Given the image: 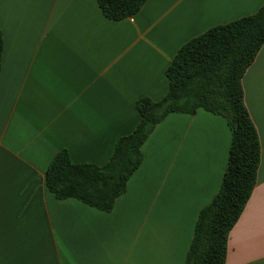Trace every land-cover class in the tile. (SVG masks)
<instances>
[{
  "label": "crops",
  "instance_id": "obj_1",
  "mask_svg": "<svg viewBox=\"0 0 264 264\" xmlns=\"http://www.w3.org/2000/svg\"><path fill=\"white\" fill-rule=\"evenodd\" d=\"M264 0H148L122 21L98 0H0V264H186L199 214L217 196L232 142L227 119L172 113L110 213L58 200L45 176L66 150L103 166L162 100L178 51L207 30L253 15ZM257 129V184L229 235L225 264H264V46L246 71Z\"/></svg>",
  "mask_w": 264,
  "mask_h": 264
},
{
  "label": "trees",
  "instance_id": "obj_2",
  "mask_svg": "<svg viewBox=\"0 0 264 264\" xmlns=\"http://www.w3.org/2000/svg\"><path fill=\"white\" fill-rule=\"evenodd\" d=\"M148 0H98L103 15L122 21L137 15ZM264 46V5L257 13L213 27L186 43L166 70L169 90L160 101H137L141 120L116 143L103 166L74 164L60 151L46 171L47 189L58 199H76L110 213L143 162L142 146L168 115L199 110L222 115L232 142L221 189L199 214L186 264H225L229 235L257 184L261 145L244 102L242 79ZM4 38L0 30V72Z\"/></svg>",
  "mask_w": 264,
  "mask_h": 264
}]
</instances>
